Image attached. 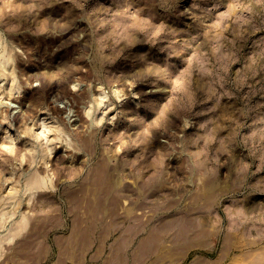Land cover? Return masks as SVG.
I'll use <instances>...</instances> for the list:
<instances>
[{"label":"rangeland","instance_id":"rangeland-1","mask_svg":"<svg viewBox=\"0 0 264 264\" xmlns=\"http://www.w3.org/2000/svg\"><path fill=\"white\" fill-rule=\"evenodd\" d=\"M134 210L264 264V0H0V264Z\"/></svg>","mask_w":264,"mask_h":264},{"label":"crops","instance_id":"crops-1","mask_svg":"<svg viewBox=\"0 0 264 264\" xmlns=\"http://www.w3.org/2000/svg\"><path fill=\"white\" fill-rule=\"evenodd\" d=\"M103 202L98 201L97 207ZM151 220L146 221L140 210L99 213L96 219L88 220L86 227L79 230L78 239L72 240V256L59 261L56 254L55 263L184 264L189 256V244L184 254L182 242L179 254L175 256L174 243L166 223L160 226ZM76 245L77 255H74Z\"/></svg>","mask_w":264,"mask_h":264}]
</instances>
